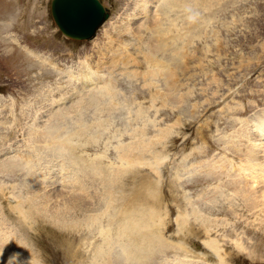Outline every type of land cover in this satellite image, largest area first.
Here are the masks:
<instances>
[{
	"label": "rangeland",
	"instance_id": "obj_1",
	"mask_svg": "<svg viewBox=\"0 0 264 264\" xmlns=\"http://www.w3.org/2000/svg\"><path fill=\"white\" fill-rule=\"evenodd\" d=\"M141 1L142 0H102V3L110 13L109 19L98 30L95 38L92 40L78 41L65 36L56 26L51 14V0H0V158L2 154L5 153L15 155L13 154V150H11L13 148L18 150L19 153H26L31 149L34 144L27 143V138L36 136V131L38 133L45 131L50 120H55L57 115L65 114L66 111L65 109L55 108L51 113L52 115L50 114L49 117L46 116L48 120L44 122H41L45 120L44 117H41L39 119L40 121H38V114L42 112L40 115L46 113V115H48L50 112L49 110L54 107L55 102L61 100L64 96L77 94L81 85L79 81L70 85L67 77L63 78L61 81L53 78L44 84L54 73L59 75L58 72L54 71L57 67H53V69L48 63L41 62L39 58L32 57L33 55L30 56L29 54L27 55L33 58L34 64L43 63L50 71L38 65L27 63L24 58V54L26 53L22 51L19 46H28L29 48L31 46L47 54L39 53L52 61V64L58 66L59 62H54L50 56L56 58L60 62H65V65L69 67V69L72 68L76 71H82L89 68L91 72L100 76L102 80L110 78L111 72L104 66L107 65V62L115 58L111 55H117V58L114 59L117 61V66L113 67L110 65L111 71L115 72L117 70H122L124 71L122 75L125 76L130 68L137 67L139 69H145L146 73L145 71L136 69L138 72H132L129 76L134 77L136 81L145 82L149 88H157L154 92H150L148 89H138L136 91L137 96H150L152 100L160 96H162L160 97L162 99L164 95L170 92L172 88L171 84L175 83L172 81L168 85V83L164 81L166 78L165 76H167L166 74L164 78L160 79H155V77L151 78L150 75H147V80L144 79V74L149 73L157 67L152 57L162 62V66L166 62L163 66L165 69L166 67L174 68V80L177 81L178 87L176 93H178L177 97H180L181 102L177 103L174 101L173 103L171 100L168 101L166 97L167 100H165V102L167 104L164 106V96L162 106L164 108L174 106L180 107V104L183 105L187 101L190 103H188V107L184 106L183 113L177 116L180 125H176L174 133L169 135V149L165 153L163 159L162 171L175 174V171L178 172L182 169L180 164H183L185 167H190L192 164H195L197 165L196 169H198L201 168L203 164L206 165L207 162L217 163L216 160L218 159L221 161L217 164L222 165V161L230 158L233 164L231 165L232 167L230 166L231 168L228 169L229 171L227 173L235 171L238 164L242 162L239 155L243 154L245 157L249 152L250 135L247 140L246 135L249 133L248 129H246L248 126L245 121H247V119L250 120L252 115L264 109V0H210L209 3L212 5L208 2H204L206 4H203L202 0L195 5L188 1L187 3L185 2L184 6L181 4L176 5L172 10H169V7L165 5L164 0H160L154 3V5L156 4L157 8H159V12L155 11L158 13L156 16L153 14L151 15V11H148L149 13H144L146 14L144 16H141L142 13L140 12L138 13L137 19L128 20L127 17L130 15L129 13L135 9L137 3L140 2L141 4ZM159 4H161L162 7L161 5L159 6ZM41 7L45 9V13L43 10H40ZM210 7L212 9H210ZM164 17L169 20L173 18V21L176 20L173 26L178 29H174L167 34L168 36H172L174 32L177 35L175 36L173 34L171 41L168 42L169 44H172V42L175 43L174 40L179 39L175 43L177 46L173 45L172 48L174 55L171 54V52L169 53V51L172 50L171 46L169 51L167 50V54L162 51H153L151 48L152 42L154 44L157 43L155 41V32L158 34H165L166 26L168 27L171 23L169 20L164 19ZM157 18L162 19L160 21H162L161 23L164 27L161 23H156ZM48 21L51 23L53 30L58 33L55 38L52 37L55 35V32L51 30V25ZM130 21L133 24H130ZM159 26L160 31H156L155 28ZM108 30H111L110 38L105 36ZM122 30L124 31L119 34L118 32ZM99 37L100 39H98ZM45 39H49V41H44ZM15 40L19 41L16 42ZM7 45L12 49L8 54H6V51H8L6 49ZM116 46L117 51L111 54ZM131 46H133L132 52L136 51L134 49L135 47L137 48V52H129ZM124 47H128V49H124ZM178 50L183 52V57L188 58L184 59L176 54ZM118 51L119 54L116 53ZM101 56L105 58L101 60ZM118 58L123 61L120 60L118 62ZM126 58H129L133 65L124 63ZM134 58L137 59L136 64L133 63ZM151 58V62L154 63H150L149 60ZM181 59H183V61ZM99 60L103 62L101 65L104 66H98ZM7 62H9L11 66H9ZM35 66L36 68H34ZM46 71H49L51 74L46 73ZM39 78L42 80L41 84L38 83ZM118 80L124 83L123 78H119ZM155 82L158 83V86H156L157 84H155ZM111 84L112 88L109 87V89H112L111 92L113 96H107L108 102L103 105L109 107L110 102L113 100V105L115 104L114 106L118 108L115 111L109 112L110 115L105 114V117H101V109H99V107H94L98 110V113H100L99 120L103 119V121L107 122L106 119H108L110 121L109 123L107 122V124L104 123L107 127L105 128L104 126L101 128V132H99V128H96V126L93 127H95L97 131L93 129V127L90 128V130L92 129L90 135L97 136L99 134L100 136L98 142L89 140L88 143L83 146L95 150L94 153H88L85 156L90 160L92 157L100 158L105 152L109 154V147L106 143L102 144L101 142L105 133H107L108 137L118 139V144L113 147L115 151L116 148L122 144L132 143V141H122V138L127 132L118 133L117 131H111L112 123L115 121L118 112L127 111L133 107H137V110H140L142 107L141 110L145 113L147 108H149L139 103V98H137V102L133 99L132 94L123 92L117 89L113 83ZM61 86H63V90ZM104 88L105 87L102 89ZM102 92L104 91L102 90ZM40 98L44 99L40 100ZM8 99L13 100V102L11 104L5 103ZM77 99H80V97H77ZM62 102L63 100L57 106H61L63 104ZM73 104L67 107L74 108L73 111H77V104ZM194 105L198 106L197 109H194ZM79 110L81 109L79 108ZM88 110L89 107L84 108L82 112L86 113ZM83 113L82 119L86 121V116ZM125 115L133 118L136 113L135 111H129L125 113ZM136 119L140 120L137 116ZM147 119L149 123L155 122L159 128L166 127L175 121V118L171 117L165 110L159 111L157 116L155 115V111H148ZM50 123L53 125L52 122ZM139 125V122L133 121L134 127ZM80 126L81 124L77 121L76 124L70 125L65 131L63 125L62 134L68 135L69 132L71 133V131L77 130ZM181 126H183L182 129L180 128ZM162 130L151 136L150 141L148 139L150 146L147 144L143 151L135 152L136 162L139 166L149 164L150 161L149 158L146 157L147 155L156 158L152 146L156 142H161L166 137L162 134L166 133L167 135V132L165 130L162 132ZM130 135L132 137V132ZM237 136H240L241 142H239L240 140L235 142L232 141V138L236 139ZM125 140L128 141L129 139ZM230 140L234 142L236 147L233 146L229 148L228 143ZM37 145L38 144H36L34 151L38 149ZM81 145L82 144H80V146ZM23 155L25 156L19 159H25L24 162H29L30 164H28V166L17 164L21 167L20 170H16V168L13 167L11 169L9 168L10 170L5 173L2 172L0 174V218L5 220L6 225L7 222L11 223L8 227L10 229L8 232H5L4 238L0 242V256L5 255L9 251L8 255L10 258L4 259L5 262L7 261L5 264H72V262H75L73 260L75 259L73 257L75 249L78 250L79 255L85 254L88 240L94 238V241H92L94 246L103 244V240L98 236H89L90 232L88 228L84 227L87 233L80 231L77 233L76 237L78 240L81 239V245H75L73 250H71L72 246L67 248L68 244H74V240L67 239L68 241L65 240L66 243L63 245V241L68 235L66 232L69 231H67L66 222H58L41 213L36 206L32 204L33 201H29L31 199L29 191L31 190L28 187L23 191L26 196L25 198L22 194L12 193L10 195V192H13V187L9 185L11 183H16L13 186L18 185L19 188L23 187V184L26 185V179L30 180V177L26 176L25 178V175H23L21 180L20 174L28 171L33 173V168H31V166L33 163H37L35 158L39 160L36 152L32 153L35 158H33L31 154ZM29 156L32 158L29 159ZM52 163L53 164L48 165V167L56 170L59 166L58 161L52 158ZM105 163L106 165H109V163L117 165V162L112 161L110 158L106 159L104 164ZM136 167L137 166L134 165L133 169ZM5 168L7 169V167ZM133 169H129L128 172ZM186 169L187 168H185V170ZM50 173L55 174V171H51ZM79 173L75 178L80 177ZM239 173L234 174L246 177L244 173L243 175L242 172ZM258 174L264 177V173ZM158 175H160V173H158ZM249 175L250 172L248 176ZM38 176L40 177L39 174ZM118 176H116V178L121 181L120 185L122 188L117 190L115 187L113 192L115 197H120L119 204L122 206L140 208L143 205L142 194L145 190L144 187H137L136 190L130 191L126 183H124L123 187L120 173ZM183 176L186 178L182 179ZM214 177L215 176L209 175L206 179L200 178L198 175L191 176L187 171L181 174L179 185L181 190L180 195L177 200L169 203V213L164 209L160 212L163 218L161 229L162 231L163 228L165 229L162 232L163 238L165 237L164 239H166L167 245H171V247L163 256L158 258V255L154 256L152 260L153 264L161 263L163 258L170 261L173 260L176 248L179 250L176 258L177 260H201L205 263L207 259L215 256L218 257V254H214V251L208 252L206 256L199 254H204L206 252L203 246L205 242L211 238L208 236H211L212 233L220 235L218 232L222 233L217 237L218 239L211 238L206 245L208 246L210 243L216 244L223 258L228 254L229 249L228 264H264V222L262 221L264 215L262 212L260 213V207L257 208L259 210L249 211L246 207L248 203L243 198L244 196L241 195V193H233L232 190H229L231 187L228 188L227 182H231L234 176L232 179H230V176L229 178L223 177L222 179H214ZM31 179L33 178L31 177ZM69 181L70 180H67L61 183V185H67ZM91 183L93 184L94 182L91 181ZM173 184H176V182H173ZM82 186L87 188L89 187V183L86 182ZM35 187L36 188L33 189L35 193L39 192L38 195L44 192V186L41 187L37 185ZM216 187H218L216 189L219 191L218 194H215L213 191ZM40 188L42 190L38 191ZM204 189H206V193L202 194ZM7 194L10 196H7ZM182 194L187 195L196 202L201 201L204 203L199 202L195 204L188 198L190 207L186 204V199ZM148 195L158 197L160 195V190L149 189ZM214 195H217L215 200ZM235 195L238 198L235 197ZM218 196L221 198L219 197L220 199H218ZM9 197L11 199L13 198L14 204L7 202ZM205 197L207 200H205ZM207 197L212 198L208 199ZM98 198L95 199L93 208L97 207V202L100 203L101 201H105L104 197L101 200ZM163 198L166 199L167 194H165ZM224 198L225 201L223 200ZM19 200L21 201L18 204V209L12 208L17 206ZM236 201L237 204L235 205ZM263 204L264 202L258 205L261 206ZM149 207H154V205H150ZM159 207L165 206L160 204ZM103 211L104 208L101 209V213H103ZM187 212H189V217H186ZM91 213L93 214V211ZM182 215H186L184 217L185 224H187L184 227L181 226L184 224L181 223L180 225L178 223ZM77 216L80 219H84V210ZM80 216H82V218ZM106 217L107 216L104 215V218H102V224L107 223ZM164 219L167 221V228H165L166 222ZM51 225L53 227H51ZM210 228L216 229L217 231L209 232L208 230H210ZM188 233H193V235H189ZM201 233L205 234L200 235ZM185 234L191 240L196 238L194 241H190L184 237ZM122 243H128V241L124 240ZM119 244L120 243H117L115 245L117 246V252L115 251L114 254H117L119 251L121 252L119 248L122 246H119ZM221 244L223 245L221 246ZM65 248L67 249L66 254ZM189 249L190 253L194 251L198 253L194 252L191 255L182 253L184 251H189ZM62 252L65 254V257L62 255ZM231 256L234 258H231ZM211 261L216 260L213 259ZM225 262L226 259L224 264ZM124 263L128 264L124 261L121 264ZM114 264L120 263L115 262Z\"/></svg>",
	"mask_w": 264,
	"mask_h": 264
},
{
	"label": "bare ground",
	"instance_id": "obj_2",
	"mask_svg": "<svg viewBox=\"0 0 264 264\" xmlns=\"http://www.w3.org/2000/svg\"><path fill=\"white\" fill-rule=\"evenodd\" d=\"M158 1H160V0H142L141 4H140V2L137 3V6L135 7V9H133L131 12L129 11L130 15L128 14L129 15L127 17L128 20L137 19L138 13H140V12L142 13L141 16L146 15L144 13H149L148 11H151V15L153 14L154 16H156L158 13L155 12L154 9L157 8V5L156 4L154 5V3L158 2ZM188 1L192 2L193 5L200 2V0H164L165 5H167L169 7V10H172L173 7H175L178 4H181L182 6H184L185 2L187 3ZM202 2H203V4H206L204 2L209 3L210 0H202ZM208 3H207V5H208ZM160 5L161 4H159V6ZM210 5H212V4H210ZM161 7H162V5H161ZM210 9H212V8L210 7ZM81 11H82V9L79 10V13H81ZM90 14H91V12H86V13L83 12L81 16L82 17H89ZM164 19H166V18L164 17ZM173 19L172 20H169L168 18L166 19V20H169L171 23L169 24L168 27L165 25L166 26L165 34H163V33L158 34L157 32H155L156 33L155 41L157 43L154 44L152 42L151 48L153 49V51H162V52L166 53L167 50L169 51L170 46L172 49L173 45H175L176 41L179 40V39H177V40L173 39L175 41V43H173V42H172V44L168 43L169 41H171L173 34L175 36H177L176 33H174V32L172 33V36L167 35L172 30L178 29L175 26H173V25H175V21H176V20L173 21ZM160 20H162V19L157 18L156 23L160 24L162 22ZM131 23L132 22L130 21V24ZM206 23H208V22H206ZM143 26H145V25H143ZM155 26H156V24H155ZM162 26H163V24H162ZM155 30L160 31V26L156 27ZM155 30H153V31H155ZM123 31L124 30L119 31L118 33L121 34V32H123ZM110 33H111V30H108L106 32L105 36H108L110 38ZM153 40H154V38H153ZM18 41H16V42H18ZM6 43H8V42H6ZM9 45L6 46V49L8 50V51H6V54H8V52L12 51V49L10 48ZM175 46H177V45H175ZM19 48L26 53V54H24V53H22V54H24V58H25L27 63H29L31 65H38L39 67H43L46 70H49V69H47V67L43 63L42 64H40V63L34 64L33 58L30 57L31 55H33L32 57L39 58V60L41 62L48 63L52 68L57 67V69H54V68L53 69H54V71L59 73V76H60L59 80L60 81L62 80V75L64 73L65 74L67 73V76L71 79H76L78 77V76H75V73L73 72L72 68L64 71L63 69L59 68V66L52 64L53 62L48 60L47 57L30 50V48L28 46H19ZM170 52H171V54L174 55L173 49L171 51H169V53ZM177 52L178 53H176V54H178L180 57H183L182 51L178 50ZM27 54H29L30 56ZM121 54H123V53H121ZM103 56H104V54H103ZM103 56L100 57L101 60L103 58H105ZM148 58H149V56H148ZM152 58L154 59V62L157 64V67L150 72L148 71L149 73L144 74V79L147 80V78H146L147 75H150L151 78L155 77V79H157V78L160 79V78H164V76L166 74L167 76H165V77L167 79L165 78L164 81L166 83H168V85L172 81L175 84H171L172 88L170 87L171 88L170 92L167 93L166 95H164L165 98L163 96V98H164L163 105L166 106V104H167L165 102V100H167L166 97L168 98V101L171 100V101H173V103H174V101L177 103H180L181 102L180 97H177L178 93H176L178 87H177V81L174 80V78H175L174 77V75H175L174 68L173 67H166V69H165L163 66L166 64V62H165V64L163 63L164 65L162 66L161 65L162 62H160L158 59H156L154 57H152ZM152 58L149 60L150 63H154V62H151ZM183 58L187 59L188 57H183ZM101 60L98 61V66H100L103 63ZM120 60H122V59L118 58V62ZM136 60L137 59L134 58V62H133L134 64H136ZM181 60L183 61V59H181ZM124 63H126L127 65H130V64L133 65L129 58H126V60H124ZM110 65L113 67H116L117 61L112 60ZM89 66H90V64H89ZM34 68H36V66ZM90 68H93V67H90ZM97 69H99V68H97ZM164 69H165V71H164ZM49 71H46V73H50ZM52 73H54V72H52ZM145 73H146V71H145ZM81 76H82V78L87 79L89 81H91L93 79L94 80L97 79L95 76H93V74H91L90 72H86L85 70H82ZM150 76H149V78H150ZM149 78H148V80H149ZM157 82H155V84H157L156 86H158ZM111 83L112 82H109V83L107 82L104 84V86L101 87V88L105 87L104 89H102L104 92L101 93V96L96 95V94H92V93L89 94V98H88L87 102L89 104H91V106L93 108L99 107V109H101V112H100L101 117H105V114L110 115L109 112L115 111L118 108V107L116 108L114 106L115 104L113 105V100L110 102L109 107H106L107 105L106 106L103 105V104H106V102H108L107 96H111V97L113 96V93L111 92L112 89L111 90L109 89V87L112 88ZM153 86H154V83H153ZM86 87H88V84L84 85V88H86ZM82 91H87V90L82 89ZM160 97H162V96H160ZM163 98H162V100H163ZM62 100H63V98L61 99V101ZM75 104H77L78 110L73 111V113L74 114H80L78 116L79 117L78 123L81 124L80 128H77V130H75L73 132L70 130L71 133L68 130L69 134L63 135L62 134V131H63L62 130L63 129L62 124L63 123L56 122L53 125L51 123H49V125H48L49 129L47 131L46 142L45 143H38V145H37L38 149L35 150L37 156L39 157V164L31 162V163H33L31 166V168H33L32 169L33 173L28 171L26 173L20 174L22 176L25 175V178H26V176L30 177V180L26 179V183H27L26 186L31 190V191H29L30 196H31V199L29 201L30 202L33 201L32 204L34 206H36V208L41 213H43L44 215H47L50 218L57 220L58 222H66L67 231L68 230L69 231L66 232V233H68V235L65 237V239L63 241V245L66 243L65 240H67V239L68 240L69 239L74 240L73 241L74 244H72V245H71V243L68 244L67 248L69 246L70 247L72 246L71 250H73L75 245H77V244L79 245L81 243V239L78 240L76 237H77L78 232H80V231L83 233L86 232L84 227L88 228V230L90 232L89 236H91V237L98 236L99 238H101V240H103V244H98L96 246H94V244L91 242L92 246H91L90 253L92 254V258H91L90 264H114L115 262L118 263L117 261H114V252L117 250V246H115V245L117 243H120L119 246H122L121 248H119V249H121V252L119 251L120 253L118 252L117 255L119 257H121L124 262H126L128 264H150L152 262V260L154 259V256L158 255L159 253L164 252V250L168 247V245L165 241L166 239L163 238V234H162L161 226L163 224V218L161 217L159 210L155 206L149 207L147 205H142L140 208H136L134 206H130V207L125 206V205L122 206L121 204H119L120 197H118V196L115 197V194L113 192V189L115 187L117 190H120L122 188V186L120 185L121 181L118 178H116V176H118L119 173H120V176H123L129 171V169L130 170L133 169L134 165L138 166V164L136 162V158H135L136 157L135 152L143 151V149L147 146V144L150 146V144H149L150 138H148L149 141H148V139H146L143 130H133L132 131V138H134V139L131 140L132 143L122 144L116 148V151H117V154L119 157L118 158L119 162H117V165L113 164V163H109V165H106V163L104 164L106 159L110 158V157H108V153L106 154L105 151H104L105 154L103 156H101L100 158L99 157H94V158L92 157V159L90 160L89 158H86V157L76 153V150H77L76 145L82 144L81 146L83 147L85 144L88 143L89 140H95L98 142V139L100 138L99 134L97 136L90 135L92 132L91 131L92 129L90 130V128L93 126H96V128H99V130H102L101 128H103L105 126V124H107V122L109 123L110 120L106 119L107 120V122H106V121H103V119L99 120V118H98V120L95 121L94 124H89L82 119V113H83L82 111L84 110V108H87L88 106H86L80 102H75ZM99 104H101V105H99ZM79 108L81 110H79ZM141 109H142V107H141ZM141 109L137 110V118L138 119H141L144 116V112ZM107 112H108V114H107ZM46 114L40 115L39 119L41 117H44L46 119V116L49 115V114L48 115H46ZM107 118H108V116H107ZM245 122L247 123V126H249V128H246L248 130L250 129L251 126H257L252 130L253 134H252V131L250 134V143H249L250 147L248 148L249 152L245 155V157L243 154L239 155V157L242 160V163L239 165L238 171L242 172V175L244 173L246 175V177L240 176L239 174H241V173H239V172H238L239 173L238 175L237 174L236 175L231 174L230 179H232L233 176L234 177L232 179L233 181L231 180V182H227L228 188L231 187L229 190H232L233 193H241V195L244 196L243 198L248 203V206H246V207L248 208L249 211L252 212L254 210H259L257 208L260 207L259 211H260V213L262 212V214L264 215V206H263L264 204L261 206L258 205L259 203L262 204V202H264V177L262 175L260 176L258 174L261 172L264 173V109L259 110L254 116H252L250 118V120L247 119V121H245ZM106 127L107 126H105V128ZM99 132H101V131H99ZM162 132H163V130H162ZM36 133H38V132L36 131ZM241 134H242V132H241ZM122 135H124V134H122ZM162 135L166 136V133H163ZM87 136L90 138H88ZM236 139L232 138V141L235 142V141L240 140L239 142H241L240 136H237ZM131 141H129V142H131ZM153 142H155V141H153ZM234 142H231V140H230L228 145L235 146ZM50 150L52 151V154L54 156L53 158L55 160H57L59 163V166L56 170L54 168L48 167V165L53 164L52 159H50L49 161H47V158L45 160L42 159L43 158L42 152L43 151H50ZM154 154H155L156 158L159 157L157 153H154ZM24 156L25 155H23V154L22 155H19V154L9 155L8 153L2 154V156L0 158V173H2V172L5 173L6 171L10 170L13 167H15L16 170H20L21 167L18 166L17 164H23V165L28 166V164H30L29 162H24L25 159L24 160L19 159V158L24 157ZM30 158H32V157L29 156V159ZM229 162L231 164H233V161L230 160V161H228V163ZM226 163H227V160L222 161V165H218L215 162H211L209 164V166H210L209 171H208L209 174L212 173L210 175L215 176L214 179L222 178L223 175L227 174V173L225 170L221 171L219 168L226 166ZM82 165H83V169H82ZM5 167H7V169ZM55 168H56V166H55ZM81 169H82V171L79 173V171ZM26 170H27V168H26ZM30 171H31V169H30ZM51 171H55V174H51L50 173ZM249 172H250V175L248 176ZM78 173H79L80 177L75 178V177H77ZM38 174L40 175V177L38 176ZM236 176H238V177H236ZM31 177L33 179H31ZM40 179H41V182H40ZM67 180H70L67 185H65V184L61 185V183H64ZM91 181H93L94 183L92 184ZM228 181H230V180H228ZM86 182L89 183V187H87V188L82 186ZM37 185H39L41 187L44 186L43 187L44 192L41 195H38L39 192H37V190H36L37 193H35V191L33 189V188H36L35 186H37ZM217 188L218 187L214 188V190H213L215 194L219 193V191L216 190ZM41 190L42 189L40 188L38 191H41ZM231 195H233V194H231ZM216 196L217 195H214V200H215ZM103 197L105 198V201H101L100 203L97 202V204H98L97 207L93 208L94 204H95V199L98 198L99 200H101ZM219 197L220 196H218V199L221 198V197L220 198ZM235 197H237V196L235 195ZM207 198L209 199L212 197H207ZM230 199H231V197H230ZM205 200H207L206 197H205ZM223 200L225 201V198ZM20 201L21 200H19L17 202V206L12 207V208L18 209V204ZM220 201H222V200H220ZM216 202H218V201H216ZM228 202H229V199H228ZM236 204H237V201H236L235 205ZM241 206H239V207H241ZM102 208H104L103 213H101ZM83 210H84V219H80L77 215L80 214ZM92 211H93V214L91 213ZM235 212H236V210H235ZM196 214H198V213H196ZM104 215L107 216L106 217L107 218L106 224H102V218H104ZM80 217L82 218V216H80ZM262 221L264 222V219H262ZM179 223H182L185 225V217L184 216H182L180 218ZM2 225H6L5 220L3 218H0V226H2ZM77 227L78 228L80 227V228L78 229ZM163 230H164V228H163ZM208 231L212 232V231H217V230L210 228V230H208ZM124 240H127L128 243H122V241H124ZM176 247H177V245H176ZM208 247L211 249V251L215 252V253L213 252L214 254H216V255L218 254L219 261L221 262V264H224L225 258H223L220 255L218 246L214 243H210V244H208ZM8 252L6 253L7 255H8ZM66 252H67V249L65 248V254H66ZM65 254L62 252V255H64V257H65ZM77 256H79V252H78V250L75 249V253H73V257L76 258ZM4 257L5 256L0 257V264L7 263V261L6 262L4 261V259H3ZM64 257H63V260H64ZM8 258H10V256ZM73 260H75V259H73ZM72 264H79V263L78 262H72ZM151 264H153V263H151ZM164 264H166V263H164ZM168 264H204V261H201V260L200 261H196V260L192 261L190 259H179V260L176 259V261H174L172 263L168 262Z\"/></svg>",
	"mask_w": 264,
	"mask_h": 264
},
{
	"label": "water",
	"instance_id": "obj_3",
	"mask_svg": "<svg viewBox=\"0 0 264 264\" xmlns=\"http://www.w3.org/2000/svg\"><path fill=\"white\" fill-rule=\"evenodd\" d=\"M83 12L91 14L89 17H82ZM53 15L60 28L67 34L76 38H90L107 13L99 0H55Z\"/></svg>",
	"mask_w": 264,
	"mask_h": 264
}]
</instances>
